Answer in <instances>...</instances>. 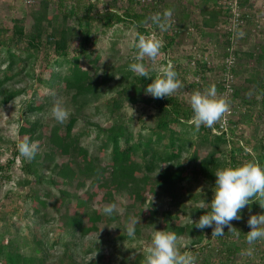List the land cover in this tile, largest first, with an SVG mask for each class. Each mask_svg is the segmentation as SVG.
<instances>
[{
    "label": "trees",
    "instance_id": "1",
    "mask_svg": "<svg viewBox=\"0 0 264 264\" xmlns=\"http://www.w3.org/2000/svg\"><path fill=\"white\" fill-rule=\"evenodd\" d=\"M95 1L39 0L28 33L17 22L11 27L0 26V101L6 103L25 91L26 87H13V84L21 80L19 77L22 74L33 79V85L27 86L31 90L24 102L26 112L19 129L30 141L44 137L46 141L42 160H38L39 154L36 153L31 161L22 165L32 180L27 176L19 180L18 184L22 186L34 181L45 186L42 190H30L27 194L32 212L39 218L45 220L46 213L42 210L47 205L58 213L55 219L57 223H54L58 224L57 230L54 225L46 230L38 226L28 236L18 231L6 232L8 228L0 229V264H109L110 259L78 262L72 253L81 246L82 239L99 230L100 223L110 224L116 219L103 214L102 209L94 208L93 188H103L108 201H113L114 196L126 194L129 198L127 208L133 216H139L134 236H129L124 230L129 214L126 213L124 224L117 221L116 227H122L117 240L130 237L138 239L143 222L146 225H157L158 210L154 199L160 197H169L170 201L168 208L162 211V228L174 231L179 236L194 226L193 222L182 224L176 221L178 211L188 210L183 202V194L191 196L184 182L191 184L199 177L214 182L216 169L229 164L235 166L247 159H258L264 166V79H252H255L256 89L260 92L259 115L263 116V141L254 159L242 144L227 136L224 126L215 125L213 128L218 129L215 133H211V128L203 124L199 129L195 128L188 122L193 115L191 108L184 107L176 96H142L144 86L155 74L151 73V77L147 78L137 76L129 70V63L108 72L105 64L100 61V53L93 51L99 28L106 31L114 24H130L135 26L137 33L143 34L148 33L150 26L156 27L149 17L161 12L158 0L146 3L127 0L126 5L112 2L106 3L103 8H98V0ZM49 4L53 6L51 13ZM138 4L141 7L136 10ZM212 5L210 11L204 10L209 11L208 17L204 18L208 25H214L218 15L224 12L222 8H216L215 0H212ZM174 17L172 14V23ZM177 25L174 24V30L168 28L163 32L166 39L164 48L171 47L175 42L179 28ZM24 39L21 47L13 48L18 40ZM259 58L264 59V49ZM37 64L40 68L38 73L33 66ZM116 74L120 76V86L110 92V97H105L102 103L111 120L104 126L93 123L96 126L94 140L97 142L94 145L97 152H91L87 145L81 143L82 137L89 134V130H75V125L87 107L95 105L100 99L103 88ZM42 86L47 92L40 90ZM59 96L70 97L75 109L64 123L52 124L45 133L43 115L51 101ZM124 99L130 103L141 100L155 108L154 124L146 132L139 130L134 133L129 121L124 119ZM58 156L61 159L56 161L55 157ZM58 183L62 185L58 186ZM81 188H85L82 193L79 192ZM254 199L256 201H251L241 210L251 209L256 214L264 212V208H261L264 198ZM172 207H176V210H172ZM203 211L206 210L194 207L192 215H200ZM239 220L231 221L236 229L235 222L240 223L241 218ZM241 229H238L239 236H246L244 232L249 227L245 226L244 232ZM199 234L194 242L202 239L203 233ZM230 236L234 235L224 226V234L215 238L223 243ZM219 248L220 253L227 258L239 250L237 244ZM53 252L57 254L53 255ZM143 260L144 256L137 254L131 263L143 264ZM203 261L204 264H223V261L213 259Z\"/></svg>",
    "mask_w": 264,
    "mask_h": 264
},
{
    "label": "rangeland",
    "instance_id": "2",
    "mask_svg": "<svg viewBox=\"0 0 264 264\" xmlns=\"http://www.w3.org/2000/svg\"><path fill=\"white\" fill-rule=\"evenodd\" d=\"M139 1L146 3L152 0ZM215 1L216 8H222L224 12L218 15V21L214 25H208L205 23L204 18L208 17L213 6L212 0H158L161 13L165 9H170L172 14L176 16L173 23H178V35L171 47L161 48L160 54L155 60L145 57L143 63L150 70V74L156 76L159 74L160 67L165 66L169 60L172 61L177 77L182 83V87L178 88L173 95L181 100L184 107L191 108L188 99L192 92L203 90L209 84L214 83L217 94L223 95L229 100L230 111L213 127L222 124L227 136L242 144L255 159L263 141L261 136L263 116L259 115L261 113L260 92L257 91L254 80L264 79V59L259 58L264 49V0ZM38 2L39 0H0V26L7 25L11 27L13 23L17 22L28 33L33 22L32 15ZM112 2H116V5H126L128 3L127 0H98L97 7L103 8L106 3ZM140 7L138 4L136 10H139ZM52 8L53 6L49 4L50 13ZM206 9L209 11L204 12ZM233 16L237 18L235 22ZM173 23L169 27L172 30L176 26ZM240 32H243L242 36L239 35ZM96 33L97 43L94 45L93 51L100 53V61L105 64L106 71H114L115 68L132 61L137 51L132 46L137 33L135 26L114 24L106 31L99 28ZM153 34L162 39L163 42L166 40L164 33L153 26H150L148 33L142 35L148 37ZM24 41L25 39L18 40L13 48L18 49L24 44ZM33 66L38 73L40 71L39 64ZM254 77L255 79L252 80ZM19 79L21 80L13 84V87H26L25 91L6 103L0 101V229L8 228L6 232L18 231L20 234L30 236L37 230L38 226L42 230H46L49 226L54 225L57 230L58 224L55 225L54 223L58 213L50 205H47L42 211H45V220L48 219V221L39 218L32 212L27 194L32 190H42L45 186L34 181L22 186L18 184L19 180H24L27 176L32 180V176L28 175L22 167L24 162L32 159L27 160L24 158L23 161V157L17 151V144L24 138L19 128L26 112L24 102L28 99V92L31 90V87L27 86L34 83L33 79L25 74H22ZM119 80L120 76L116 74L108 85L103 88V95H100V99L95 102V105H89L85 110V114L81 115L76 122L75 130L76 128L89 130V134L82 137L81 143L87 145L91 152H97L94 145L97 142L94 140L96 126L93 123L104 126L108 124V120H111L106 107H103L102 103L105 97H110V92H113L115 88H119ZM40 90L44 93L47 92V89L43 86ZM142 96L147 95L142 93ZM57 99L64 103L69 113L75 109L70 97L59 96L54 98L43 115L42 125L43 128H46L45 133L52 124L58 123L51 115L52 105ZM122 113L124 119L129 121L131 128L136 133L139 130L146 132L154 124L156 110L150 103L141 100L130 103L124 99ZM191 117L188 122H190ZM213 127L211 133L218 130ZM229 127L231 128L230 131ZM191 136L194 140V133ZM44 139L45 137L41 140L40 138L35 140V142H40L37 151L39 154L38 160H42L43 150L45 149L44 143L46 142ZM55 158L56 161L61 159L59 156ZM254 161L259 162L258 159ZM183 184L189 188L191 196L186 193L183 194V202L188 206V210L186 212L178 211L176 221L177 223L186 224L198 220L199 216L204 213L203 211L200 215H192L193 208L198 201L203 198L205 200L211 199L214 182L199 177L191 184H188V182ZM61 185L60 183L58 186ZM84 189H79V192L82 193ZM92 190L94 191L92 200L94 208L102 209L106 203H114L122 211L113 215L116 219H113L110 224L100 223L98 231L82 239L81 246L72 251L75 254L74 258L78 262L95 261L96 259L107 261L110 259L109 264H132L131 261L137 254L144 256L145 248L150 243L154 228L163 230L164 220L161 215L162 211L169 206V197L154 199L158 210L157 225H146L143 222L140 225L138 239H131L130 237L119 241L117 236L122 231V227H116L117 221L124 224L127 214L133 216L132 211L127 208L129 198L126 194H122L121 196H114L113 201H108L103 188H93ZM172 210L175 211L176 207H172ZM250 214H256V212L251 209L248 211L241 210V222H235L238 229L242 228V232H244L245 226L249 227L247 218ZM41 222L42 225H40ZM124 230L126 232L125 228ZM200 230L195 226H191L185 234L178 236V244L186 245V247H180V251L190 252L195 257V264H204L203 260L205 259L223 261V264H264V240H258L249 245L245 235H242L239 237L230 236L221 243L218 238L211 235L212 228H206L207 234H205V228L202 229L204 230L202 232ZM199 233H203L202 239L194 242L200 235ZM48 236L51 237V235ZM235 244L239 246V250L234 252L230 258L220 253V246L225 248L227 245ZM250 247L254 248L252 255H248L246 252ZM52 254L55 255L57 252ZM129 259L130 261H127Z\"/></svg>",
    "mask_w": 264,
    "mask_h": 264
},
{
    "label": "clouds",
    "instance_id": "3",
    "mask_svg": "<svg viewBox=\"0 0 264 264\" xmlns=\"http://www.w3.org/2000/svg\"><path fill=\"white\" fill-rule=\"evenodd\" d=\"M149 19L160 32L166 31L172 23V11L165 9L162 13L156 12ZM239 35H243L240 32ZM163 40L155 34L144 36L136 33L133 47L137 49L133 57V62L128 64V68L140 77H151L150 70L146 68L143 60L145 57L155 60L163 47ZM182 87L181 81L177 77V72L172 61H168L165 66L160 67L159 74L151 77L150 82L144 86V93L154 98H164L173 95L178 88ZM192 110L190 123L199 129L203 124L212 128L215 123L221 121L226 113L230 111V102L223 96L217 94L216 85L209 84L203 90L192 92L188 99ZM133 113V112H132ZM69 110L64 103L57 99L52 105L51 115L60 123L69 117ZM39 149L38 142L30 141L24 137L17 144L19 155L27 160H31ZM164 165V164H162ZM215 181L212 187V197L210 200L204 198L197 202L195 208L204 209L198 220L192 225L197 229L206 227L212 228V236H222L224 226L239 237L240 231L231 224L232 220L241 218L240 211L254 198H264V166L254 160H246L235 166L229 164L226 167L218 168L214 172ZM264 208V205H261ZM118 209L114 203H106L102 208V213L107 216L118 214ZM139 223V216H129L125 225L129 236L136 233V225ZM249 230L245 239L249 245L258 240H264V212L250 214L247 218ZM114 227V226H113ZM154 228V227H153ZM180 247L186 245L178 244V236L174 231L154 230L151 233V240L144 251L143 264H195V257L190 252H181ZM254 248L246 250L248 255H252Z\"/></svg>",
    "mask_w": 264,
    "mask_h": 264
},
{
    "label": "built area",
    "instance_id": "4",
    "mask_svg": "<svg viewBox=\"0 0 264 264\" xmlns=\"http://www.w3.org/2000/svg\"><path fill=\"white\" fill-rule=\"evenodd\" d=\"M234 22L237 20L236 16H233ZM233 33V32H232ZM231 33V34H232ZM220 126H223L222 124H220Z\"/></svg>",
    "mask_w": 264,
    "mask_h": 264
}]
</instances>
